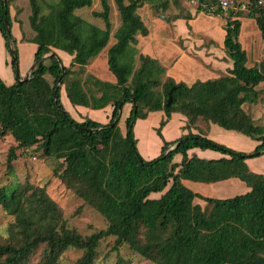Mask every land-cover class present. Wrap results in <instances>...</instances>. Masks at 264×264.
<instances>
[{"label": "trees", "instance_id": "1", "mask_svg": "<svg viewBox=\"0 0 264 264\" xmlns=\"http://www.w3.org/2000/svg\"><path fill=\"white\" fill-rule=\"evenodd\" d=\"M9 1L0 0V32L16 72V40L5 25L6 21L11 29ZM28 1L36 63L28 79L6 85L0 78V136L9 134L15 141L8 150L7 168L12 169L17 150L26 152L41 145L44 155L62 160V183L98 211L107 225L82 236L67 225L45 185L25 182L9 190L0 187V206L13 216L6 242L0 244V264H28L40 245L42 257L36 264H56L69 247L82 251L74 264H93L100 241L108 236L114 237L112 249L126 245L156 264H264V173L250 170L246 163L248 157L264 154V126L255 123L242 106L259 97L256 87L264 82V48L258 65H245L246 53L238 39L240 14L231 12L225 22L223 47L232 61L226 75L196 79L191 84L167 77L162 89L156 90L164 69L155 59L140 53V64L134 69L137 36L148 34L137 10L143 2L155 0H113L120 19L113 33L108 0H100L102 9L93 12L103 20V27L75 14L92 0H58L47 14H41L38 0ZM162 1L166 6L167 0ZM197 1V11L207 12L208 6L217 2ZM250 1L246 16L254 19L264 45V7L258 0ZM221 14L217 6L213 15ZM111 35L115 41L107 50L106 63L115 82L91 76L83 81L73 67L88 65ZM55 49L71 56L68 65L62 64L56 53L38 61ZM47 73L51 83L45 78ZM62 86L73 105L92 109L110 105L108 122L74 119L61 103ZM169 92L171 102L167 105ZM127 103L131 108L123 134L115 118ZM156 111L164 112L155 128L163 144L156 157L144 159L137 148L135 121ZM172 113L186 117L183 128L188 132L167 141L161 130ZM199 119L243 134L257 144L250 152L238 151L207 134L194 133L191 128ZM195 148L223 156L189 155ZM176 154L179 160H174ZM232 177L245 182L249 191L216 198L194 192L183 183H215ZM156 193L158 197L150 196ZM196 198L207 206L195 203Z\"/></svg>", "mask_w": 264, "mask_h": 264}, {"label": "rangeland", "instance_id": "2", "mask_svg": "<svg viewBox=\"0 0 264 264\" xmlns=\"http://www.w3.org/2000/svg\"><path fill=\"white\" fill-rule=\"evenodd\" d=\"M57 1L38 0L41 14L49 13ZM194 1L195 3L191 2V0H167L166 6L163 5L162 0L145 1L137 10L148 28V34L137 36L138 41L134 45L137 50L134 69L140 64L138 59L140 53L147 54L155 59L157 64L164 69V72L159 76L160 83L156 86V90L162 89V82L167 77H172L175 81L183 80L187 84H191L196 79L204 80L228 73L226 69L231 67L232 61L223 47V39L225 22L230 17L231 12L240 14L238 19L241 27L238 39L246 53L245 65L248 67L258 65L262 59L264 45L259 29L254 19L246 16L250 11V0H228L229 6L227 9L222 10L221 15H213V13L205 10L197 11L198 2ZM108 2L110 5L111 33H113L118 27L120 19L114 1L108 0ZM9 9L13 19L21 25V30L24 32L23 35L25 37L28 34L34 36L35 31L29 23L31 14L29 1L10 0ZM101 9L100 0H92L90 6L76 9L75 14L88 23L103 27V20L93 14L94 11H100ZM114 41L115 38L111 35L107 45L88 65L83 67V69H80L77 65L73 67L74 73H78L83 81L91 76L112 82L104 73L110 74L109 76L113 77L114 80V75L108 69L105 70L107 68V50ZM22 51L24 54H21V56L25 57L26 63L28 62L32 66L34 61L30 62V52L27 49ZM66 54L68 55V53ZM45 78L50 83L53 80L48 73ZM91 88L95 92L92 84ZM256 88L260 92L258 99L253 103H244L242 106L252 116L255 123L264 126V82H261ZM60 100L63 107L78 121L84 117L94 120L101 119V113H98V110L82 105H73L66 96L64 86L60 89ZM128 106L126 104L121 109L119 116L118 126L123 133L126 127L125 118L130 111ZM80 113L83 116H80ZM176 114L162 129V136L165 139L174 138L181 133L179 118H184V115L181 113ZM163 116V111H156L149 115L148 121H143L142 119L135 121L133 130L138 140L137 148L144 159H151L160 153V147L157 145L159 136L156 134L155 128L159 125V121ZM193 128H198L200 132L209 135L210 138L212 137L211 139L238 151L250 152L257 144L256 141L243 134L228 131L213 123H210V129L205 133L204 131H207L208 124L203 120L196 121ZM13 145H15V141L11 135L0 136V187H5L9 190L25 182L40 186L45 185L47 194L57 203L67 225L75 228L82 236H88L106 227L105 218L62 183L59 178L63 168L62 160L44 155L41 145L35 144L26 152H21L20 149L17 150V159L12 161V169L8 170L7 154L9 148ZM179 159L180 155L176 154L174 160ZM247 163L250 167H257V170L252 168V171L262 169L259 172L264 173V154L248 157ZM185 181V185L194 192L203 196L221 197L216 193V183ZM210 193L213 194L210 195ZM150 196L158 197L159 193L151 194ZM198 200L205 205L203 208L207 206L206 202L201 199L195 201ZM12 221L13 216L0 206V244L6 242L8 225ZM113 242L114 237L111 236L105 237L100 241L93 264H156L126 245L119 247L117 250L112 249ZM42 249L43 245H40L30 255L28 264H36L41 259ZM81 254L82 251L80 249L69 247L60 255L56 264H74Z\"/></svg>", "mask_w": 264, "mask_h": 264}, {"label": "crops", "instance_id": "3", "mask_svg": "<svg viewBox=\"0 0 264 264\" xmlns=\"http://www.w3.org/2000/svg\"><path fill=\"white\" fill-rule=\"evenodd\" d=\"M11 20H12L11 32H12L13 37L16 40V46H17L18 51H19V75H20V78H23V77H25L27 72L30 70L31 66H30V63H28V62L26 63L25 57L21 56V54H24L22 50L23 49H27L30 52L29 56H30V62H31V61L34 60V53H35V50H36L37 46H36V44L34 42L30 41V38L32 37L31 35L28 34V35H26L27 37H25L23 35L24 32H23V30H21V27H20L21 25L18 22H16L13 19L12 16H11ZM54 52L59 56V58L62 61V64L68 65V63L70 62V59H71L70 55H67L65 52H63L61 50H57V49H55ZM174 67H175V65H174ZM107 69L108 68H105V70H107ZM104 74H105V76L107 78L109 77L112 80V82H115V78L113 80V77L109 76L110 74H108V73H104ZM0 78L6 85H11L16 80L15 72H14L12 66H11V63H10V55H9V52L7 51V49L5 47V41H4V38H3L2 34H1V32H0ZM177 81H183V80H177ZM127 104L129 105L128 107H129V110H130L131 104L130 103H127ZM125 105L123 107H125ZM96 110H98V113H101V115H100L101 119H96V120L101 122V123H107L109 118H110L111 111H112L111 106L107 105L106 107H103L101 109H96ZM152 113H154V112H149L147 117L142 119V120L143 121H148V117ZM175 115H177V114L176 113H172L168 123L174 118ZM80 116H83V115L80 113ZM183 117L184 118H179L180 119V121H179L180 125L179 126L181 127L180 135H178V136H176L174 138H170V139H165L163 137L165 140L170 141V140L176 139L179 136H181L182 134H185V133L188 132L187 129L183 128L185 126V123H186V117L185 116H183ZM137 120L140 121L141 119H137ZM209 129H210V125L208 124L207 131L205 130L204 132L207 133L209 131ZM191 131L194 132V133H202V132L199 131L198 128H193V127L191 128ZM231 132H235V131H231ZM161 133H162V130H161ZM207 136L209 137V135H207ZM137 143H138V140H137ZM162 144H163V141L160 139V137H158L157 145H158V147H160V150H161ZM160 150H159V152H160ZM192 152H194L197 156H199L201 158H219V157L222 156L221 153H219L217 151L209 150V149L200 150L198 148H195V149H192V150L188 151L189 155ZM246 163H247V159H246ZM247 165H249V164L247 163ZM248 167H250V166H248ZM252 168L253 169L255 168L254 170H257V167H255V166L254 167H250L249 169L253 170ZM259 170L262 171V169H259ZM259 170L258 171H254V172L262 173L261 171L259 172ZM183 183L185 184L186 181L183 180ZM215 183H216L215 185H217L216 193L219 194L218 196H221V197H216V198L232 197L234 195L246 193L250 189L246 185L245 182L241 181L240 179H238L236 177H232V178H229V179H226V180H222V181H219V182H215ZM212 194L213 193H210V195H212ZM209 197H211V196H209ZM197 199L198 198H196L195 200H197ZM195 200H194L195 203L200 204L202 207L205 206L202 203H200L199 200H198L199 202L195 201Z\"/></svg>", "mask_w": 264, "mask_h": 264}, {"label": "water", "instance_id": "4", "mask_svg": "<svg viewBox=\"0 0 264 264\" xmlns=\"http://www.w3.org/2000/svg\"><path fill=\"white\" fill-rule=\"evenodd\" d=\"M163 17H164V16H163ZM5 25H6V30H7L8 34H9V33H10V29H9V27H8L6 21H5ZM8 44L11 45V38H10L9 35H8ZM53 53H55V52H51V53H47V54H45V55L42 56L38 61H42V60H44L45 58L49 57V56H50L51 54H53ZM35 63H36V62L33 63V65L31 66L30 70L27 72V74L25 75L24 78H20L19 72L16 71V72H15V77H16V79H17L18 81H22V80H24V79H28V78H29L30 71L32 70V68H33V66H34ZM54 97H56V96L54 95ZM170 102H171V94H170V92H169V94H168V99H167V103H166V104L169 105ZM119 112H121V110H119ZM118 119H119V116L115 118V121L118 120ZM111 125H113V123H111ZM175 145H176V144H174V145H172L170 148H168V150L165 152V154H166L169 150L173 149V148L175 147ZM251 155H252V154H250L249 156H251Z\"/></svg>", "mask_w": 264, "mask_h": 264}, {"label": "built area", "instance_id": "5", "mask_svg": "<svg viewBox=\"0 0 264 264\" xmlns=\"http://www.w3.org/2000/svg\"><path fill=\"white\" fill-rule=\"evenodd\" d=\"M191 2L195 3L194 0H191ZM196 2H198V1L196 0ZM258 4H260V5H262L264 7V0H258ZM203 6H207V4H203ZM217 6H219L222 10H225L229 6V1L228 0H217L216 5H209L208 6V11L210 13H213L214 9Z\"/></svg>", "mask_w": 264, "mask_h": 264}]
</instances>
